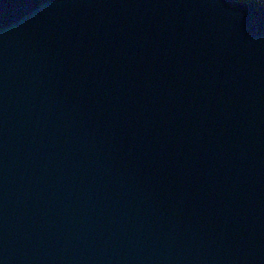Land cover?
Returning <instances> with one entry per match:
<instances>
[{
	"label": "water",
	"instance_id": "95a60500",
	"mask_svg": "<svg viewBox=\"0 0 264 264\" xmlns=\"http://www.w3.org/2000/svg\"><path fill=\"white\" fill-rule=\"evenodd\" d=\"M0 264H264V4L0 0Z\"/></svg>",
	"mask_w": 264,
	"mask_h": 264
},
{
	"label": "rangeland",
	"instance_id": "374dc122",
	"mask_svg": "<svg viewBox=\"0 0 264 264\" xmlns=\"http://www.w3.org/2000/svg\"><path fill=\"white\" fill-rule=\"evenodd\" d=\"M242 1V0H241ZM252 2H260V3H262V4H264V0H251ZM246 2V1H245Z\"/></svg>",
	"mask_w": 264,
	"mask_h": 264
},
{
	"label": "trees",
	"instance_id": "16d2710c",
	"mask_svg": "<svg viewBox=\"0 0 264 264\" xmlns=\"http://www.w3.org/2000/svg\"><path fill=\"white\" fill-rule=\"evenodd\" d=\"M242 1L251 2V0H242ZM259 3H260V2H259Z\"/></svg>",
	"mask_w": 264,
	"mask_h": 264
}]
</instances>
